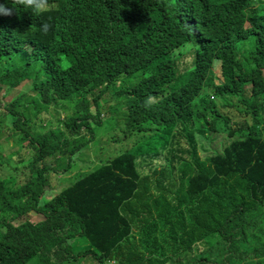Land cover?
Listing matches in <instances>:
<instances>
[{
	"label": "trees",
	"instance_id": "obj_1",
	"mask_svg": "<svg viewBox=\"0 0 264 264\" xmlns=\"http://www.w3.org/2000/svg\"><path fill=\"white\" fill-rule=\"evenodd\" d=\"M49 5L0 16V92L31 83L33 95L1 115L17 117L32 155L0 176V264H264V0ZM189 44L182 72L176 53ZM223 97L240 98L237 120ZM105 121L115 157L96 160ZM167 150L140 173V159Z\"/></svg>",
	"mask_w": 264,
	"mask_h": 264
},
{
	"label": "rangeland",
	"instance_id": "obj_2",
	"mask_svg": "<svg viewBox=\"0 0 264 264\" xmlns=\"http://www.w3.org/2000/svg\"><path fill=\"white\" fill-rule=\"evenodd\" d=\"M248 26V25H247ZM177 56V67H181V71H185L188 68H192L195 61V51L193 48V45L189 44L186 45V47L180 49L176 53ZM238 59L241 61L242 64L248 65L252 60V56L250 54V51L248 49H245L243 47V43H238ZM218 62L215 63V66H218ZM63 67H65L64 64H62ZM179 67V68H180ZM220 70V66L216 68V71ZM150 77V73L146 72V75L144 76V79H148ZM181 86V84H179ZM32 86L31 83L28 85H21L19 88L11 89L7 87H2V90L0 92V176L7 178L8 176H11L14 171L19 170L21 171L22 168H18L16 166L17 162H26L25 159H27L30 155H32L31 151H28V148H23L18 145L17 137L19 132H16V124H17V117H15V120L2 118L1 115L8 114L6 112V108L13 105L15 102L22 101L26 102V98H28L30 95H32ZM211 94V91L208 87H205L202 94L200 95L199 99H206ZM33 96V95H32ZM233 99V97H223L219 98L217 101L218 107H224L230 103V101ZM237 101L240 100V98H234ZM233 106L230 105V116L233 120H237L239 118V115L234 109L235 107V101L233 100ZM258 105H261L264 107V97H262L260 100H258ZM8 109V108H7ZM29 106L26 107L25 110H29ZM63 114V113H62ZM63 116L59 117V120L57 121L58 128L61 127V123L63 122ZM103 122V121H102ZM117 128H115L112 124H110V121H105L103 125L98 129V137H99V144H98V152L97 155L93 154L95 157L103 156V159L115 157L114 156V146L109 141L111 137L114 136L116 133ZM12 139V140H11ZM17 142V144H16ZM186 143V142H184ZM172 150H167L163 154V156L157 161H153L151 159H140V166L139 171L140 173L144 174L149 171L150 166H160L163 165L166 158L171 157ZM97 160V159H96ZM98 165V162H94L93 165L91 162L82 167L75 168L72 170L73 172H81V169H84L86 171L90 169H94L95 166ZM13 172V173H11ZM69 174V173H68ZM66 175L69 177H73L74 173L70 175ZM28 173L25 172H18L16 173V177L18 178L19 182L22 183L26 180ZM53 180H57L59 176L52 175ZM68 182V181H67ZM66 180L57 183L56 187L52 190L53 193L61 191V189L64 188L66 185ZM25 220H30L33 223L38 222L42 219L41 216L30 213L28 216L24 217ZM21 222V221H19ZM19 222H16L15 224H18ZM33 264V263H31Z\"/></svg>",
	"mask_w": 264,
	"mask_h": 264
},
{
	"label": "clouds",
	"instance_id": "obj_3",
	"mask_svg": "<svg viewBox=\"0 0 264 264\" xmlns=\"http://www.w3.org/2000/svg\"><path fill=\"white\" fill-rule=\"evenodd\" d=\"M9 0H6V3L0 4V16H12L14 11L16 12V6L24 8L26 11H30L34 16H39L45 10L49 8V0H10L12 5L11 8L7 7V3ZM41 30L44 33H47L51 28L52 25L49 23H43L41 26ZM100 34V28L95 26L93 37H98ZM232 99L229 105L233 106ZM152 102V97L148 98L146 101V106H150Z\"/></svg>",
	"mask_w": 264,
	"mask_h": 264
}]
</instances>
